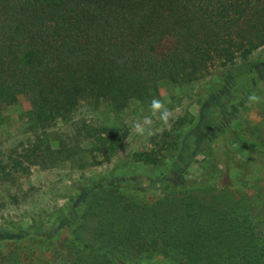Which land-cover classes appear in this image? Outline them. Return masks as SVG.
Segmentation results:
<instances>
[{
	"label": "trees",
	"instance_id": "obj_1",
	"mask_svg": "<svg viewBox=\"0 0 264 264\" xmlns=\"http://www.w3.org/2000/svg\"><path fill=\"white\" fill-rule=\"evenodd\" d=\"M262 47L264 0H0V106L28 97L35 119L48 124L61 114L72 118L82 101L117 107L142 102L158 94L160 82L180 85L215 58L227 67ZM217 106L225 120L211 129L212 140L232 132V116ZM127 135L103 127L88 137L114 147ZM223 154L217 184L225 193L243 187L249 175L226 142ZM155 157L139 158L155 164ZM240 195L242 201L226 194L206 203L194 199L186 214L172 219L164 217L165 209L122 204L110 225L101 221L110 249L85 247L93 254L89 264L155 256L164 264H264V202ZM174 218L181 229L169 227ZM35 233L48 241L56 235ZM19 255L2 262L23 263Z\"/></svg>",
	"mask_w": 264,
	"mask_h": 264
},
{
	"label": "rangeland",
	"instance_id": "obj_2",
	"mask_svg": "<svg viewBox=\"0 0 264 264\" xmlns=\"http://www.w3.org/2000/svg\"><path fill=\"white\" fill-rule=\"evenodd\" d=\"M251 68L250 74L237 75ZM195 75L180 85L160 82L158 94L151 93L142 102L131 99L123 107L82 101L72 118L61 114L50 125L35 119L28 97L1 105L0 264L9 254L15 257L16 251L23 260L16 264H83L81 260L89 264L93 254L85 247L110 249V238H101V221L110 225L114 209L122 204L165 209L167 219L186 214L194 199L206 203L225 194L236 201L244 194L261 206L264 47L227 67L215 58ZM154 99L169 110L166 123L160 112L154 113ZM217 103L232 116V132L212 140L211 129L225 120ZM103 127L125 130L127 138L112 147L88 137ZM223 142L249 175L243 187L225 193L217 184L224 167ZM147 155L156 156L157 162L139 158ZM175 218L169 227L179 230ZM35 231L56 235L48 241ZM112 259L106 264H164L165 258Z\"/></svg>",
	"mask_w": 264,
	"mask_h": 264
},
{
	"label": "clouds",
	"instance_id": "obj_3",
	"mask_svg": "<svg viewBox=\"0 0 264 264\" xmlns=\"http://www.w3.org/2000/svg\"><path fill=\"white\" fill-rule=\"evenodd\" d=\"M152 108L155 112H160L161 113V118L165 121V123L167 122V118L169 115V110L165 107L164 104H162L159 100H153L152 102ZM140 126L137 125V128H139Z\"/></svg>",
	"mask_w": 264,
	"mask_h": 264
}]
</instances>
